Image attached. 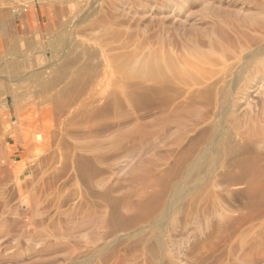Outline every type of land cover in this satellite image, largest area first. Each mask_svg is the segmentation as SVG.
Listing matches in <instances>:
<instances>
[{"label":"rangeland","instance_id":"1","mask_svg":"<svg viewBox=\"0 0 264 264\" xmlns=\"http://www.w3.org/2000/svg\"><path fill=\"white\" fill-rule=\"evenodd\" d=\"M0 147V264H264V0H0Z\"/></svg>","mask_w":264,"mask_h":264},{"label":"bare ground","instance_id":"2","mask_svg":"<svg viewBox=\"0 0 264 264\" xmlns=\"http://www.w3.org/2000/svg\"><path fill=\"white\" fill-rule=\"evenodd\" d=\"M171 1V0H170ZM202 35H204V34H202ZM199 38V37H198ZM214 40V39H213ZM215 41V40H214ZM194 42V41H193ZM187 43V42H186ZM167 44V43H166ZM173 44V43H172ZM213 46H214V44H213ZM192 47V46H191ZM194 47V46H193ZM195 48V47H194ZM219 48V47H218ZM186 49V48H185ZM200 51V50H199ZM91 52V51H90ZM202 52H203V50H202ZM217 52V51H216ZM199 53V52H198ZM93 54V53H92ZM204 55V54H203ZM204 57H206V55L204 56ZM115 58V57H114ZM186 58V57H185ZM185 58H183L184 59V61H185ZM186 59H188V58H186ZM203 59V58H202ZM205 59V58H204ZM211 59V58H210ZM183 61V63H186V61L184 62ZM189 61V60H188ZM187 61V62H188ZM191 61V60H190ZM189 61V62H190ZM194 61V60H193ZM211 63H213V62H211ZM187 65H185V64H183L184 66H182V79L184 80V79H186V80H191V78L190 77H192V74L193 73H195L194 71H193V65H191V64H189V63H186ZM195 64V63H194ZM196 65V64H195ZM195 65H194V67H195ZM90 66V65H89ZM151 66H153V65H151ZM197 66V65H196ZM210 66V65H209ZM86 67V66H85ZM150 67V66H149ZM94 68V67H93ZM160 68H162V67H154V71L153 72H156L158 69V71L154 74L155 75V77H156V79L157 80H166L167 79V77L164 75V74H162V72H165V71H162L161 72V70H160ZM89 69V68H88ZM151 70H152V68H151ZM162 70H163V68H162ZM60 71V70H59ZM201 71V70H200ZM152 72V73H153ZM203 72V71H202ZM149 74V73H148ZM147 74V75H148ZM168 74V73H167ZM87 75V74H86ZM171 75V74H170ZM203 75V74H202ZM151 78H152V74L150 73V75H149ZM155 77L153 76V79H155ZM169 77V76H168ZM174 77V76H173ZM172 77V78H173ZM204 77H207V76H205L204 75ZM170 78V77H169ZM190 78V79H189ZM194 78V77H193ZM56 79V78H55ZM86 79V78H85ZM156 80V81H157ZM167 80H169V79H167ZM170 81V80H169ZM189 81H188V83H189ZM193 81V80H192ZM195 81V80H194ZM197 81V80H196ZM183 83V82H182ZM104 84V83H103ZM197 84V83H196ZM256 85V84H255ZM71 88V87H70ZM210 90V89H209ZM195 92V91H194ZM207 92H208V90H207ZM204 93V92H203ZM211 93V92H210ZM183 95V94H182ZM199 95V94H198ZM198 95H196V96H198ZM190 96V95H189ZM201 96V95H200ZM213 98H214V96H212ZM196 98V97H195ZM194 98V99H195ZM193 98H192V100H194ZM222 100V99H221ZM195 101V100H194ZM197 101V100H196ZM195 101V102H196ZM184 102H186V101H184ZM193 102V101H192ZM192 102H191V104H192ZM194 102V103H195ZM197 103V102H196ZM188 105V104H187ZM190 105V104H189ZM107 106V105H106ZM191 107V106H190ZM194 107V106H193ZM197 107V106H196ZM102 108V107H101ZM105 108V107H104ZM103 109V108H102ZM184 110H186V109H184ZM190 110V109H189ZM197 110V109H196ZM196 110H194L195 112H196ZM199 111V110H198ZM101 112V111H100ZM191 112V111H190ZM89 114V113H88ZM107 114V113H106ZM197 114V113H196ZM117 115V114H116ZM192 115H193V113H192ZM188 116V115H187ZM114 125V124H113ZM112 128V127H111ZM88 133V132H87ZM117 133V132H116ZM119 133V132H118ZM92 134V133H91ZM97 134V133H96ZM110 134V133H109ZM33 135V134H32ZM35 135V134H34ZM107 135V134H106ZM219 135V134H218ZM34 137V136H33ZM83 137V136H82ZM89 137V136H88ZM97 139V138H96ZM113 139V138H112ZM98 140V139H97ZM116 140V139H115ZM80 141V140H79ZM90 141H92V140H90ZM104 142V141H103ZM106 143H107V141H106ZM252 143V142H251ZM82 144H84V143H82ZM113 146V145H112ZM115 146V145H114ZM1 148V147H0ZM107 148V147H106ZM1 150V152H0V154H5L3 151H5V150H3V148H1L0 149ZM3 150V151H2ZM105 150V149H104ZM93 151V150H92ZM110 151V150H109ZM88 153V152H87ZM100 153V152H99ZM101 153H102V151H101ZM100 153V154H101ZM114 155V154H113ZM109 157V156H108ZM117 160V159H116ZM114 162V161H113ZM114 163H116V162H114ZM112 165V164H111ZM97 171V170H96ZM107 172V171H106ZM81 175H82V173H81ZM99 178V177H98ZM85 180V179H84ZM103 187V186H102ZM99 196V195H98ZM110 196V195H109ZM101 199H103V198H101ZM101 204V203H100ZM102 208V207H101Z\"/></svg>","mask_w":264,"mask_h":264}]
</instances>
